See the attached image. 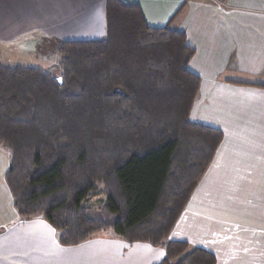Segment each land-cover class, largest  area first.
<instances>
[{
	"label": "trees",
	"instance_id": "trees-1",
	"mask_svg": "<svg viewBox=\"0 0 264 264\" xmlns=\"http://www.w3.org/2000/svg\"><path fill=\"white\" fill-rule=\"evenodd\" d=\"M54 51L56 76L0 64V148L18 219L44 220L63 247L111 231L162 248L160 264H216L169 240L224 139L190 120L201 81L185 34L106 0L103 38ZM98 195L103 209L90 214L82 202Z\"/></svg>",
	"mask_w": 264,
	"mask_h": 264
},
{
	"label": "crops",
	"instance_id": "crops-1",
	"mask_svg": "<svg viewBox=\"0 0 264 264\" xmlns=\"http://www.w3.org/2000/svg\"><path fill=\"white\" fill-rule=\"evenodd\" d=\"M105 1L0 0V50L27 49L29 44L35 49L46 38L101 39ZM119 1L139 6L152 28L169 26L185 34L187 46L195 51L188 70L201 81L190 120L224 134L169 240L211 253L216 264H264V0ZM35 33H40L39 40L31 39ZM1 156L0 264L163 261L162 248L128 244L111 231L63 247L44 220L18 219L4 182L9 161L2 148ZM225 159L234 163L235 183L224 178ZM1 164L7 167L3 170ZM230 188L257 191L234 199Z\"/></svg>",
	"mask_w": 264,
	"mask_h": 264
},
{
	"label": "rangeland",
	"instance_id": "rangeland-1",
	"mask_svg": "<svg viewBox=\"0 0 264 264\" xmlns=\"http://www.w3.org/2000/svg\"><path fill=\"white\" fill-rule=\"evenodd\" d=\"M39 38H40V33H35L31 37V39H38V40H39ZM17 41H19V40H17ZM17 41H16V44L18 43ZM28 41H31V40H28ZM60 42H62V41L61 40L54 41L51 38H46L43 40L42 44L40 43L39 45H36L35 49L33 47L34 45H30V44L27 45L29 48L27 47V49H22V50L18 49V48H22L21 46L20 47L17 46L18 48L17 47H14V48L11 47V48L6 49V50L2 49V50H0V53H1L0 54V60H1L0 64L3 67H8V68H14V67H18V66L27 67V68L28 67L38 68L42 71L49 72L52 76H56L57 75L58 57L55 54L54 49H55V46ZM21 51H24V52H21ZM243 81H245V80H243ZM199 93H200V90H199ZM198 96H199V94H198ZM197 99H198V97H197ZM197 99H196V101H197ZM0 160L1 161L4 160L3 156L0 157ZM232 165H234V163H232V162L228 163V161L225 159L224 165H221V167H224V169H225L223 174H225L224 178H227L226 181H230V182L235 183V181L237 180L238 177L236 176V174H234L233 170L231 169ZM6 167H7L6 164H5V167H4V165L1 164V168L3 170ZM245 180H247V179H245ZM218 190H219L218 192H220V193L222 192V189L218 188ZM255 191H257V190L230 188L231 193H229V194H231V196H234L233 197L234 199H237V198H241V197L242 198L249 197ZM104 204H105V198L102 195H98L96 197L87 199V200L82 202V206L88 208L90 210V214H97V213L101 212ZM230 206L233 207L234 205H230Z\"/></svg>",
	"mask_w": 264,
	"mask_h": 264
},
{
	"label": "water",
	"instance_id": "water-1",
	"mask_svg": "<svg viewBox=\"0 0 264 264\" xmlns=\"http://www.w3.org/2000/svg\"><path fill=\"white\" fill-rule=\"evenodd\" d=\"M59 82H61V80L59 79Z\"/></svg>",
	"mask_w": 264,
	"mask_h": 264
}]
</instances>
